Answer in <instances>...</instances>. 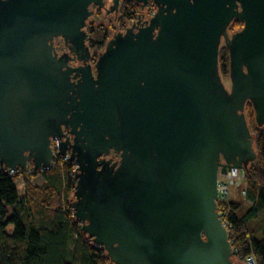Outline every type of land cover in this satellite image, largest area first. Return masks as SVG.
<instances>
[{
  "label": "water",
  "instance_id": "water-1",
  "mask_svg": "<svg viewBox=\"0 0 264 264\" xmlns=\"http://www.w3.org/2000/svg\"><path fill=\"white\" fill-rule=\"evenodd\" d=\"M129 1L157 11L93 72L84 28L102 0H0V165L46 170L56 138L76 165L73 216L112 264H234L217 176L256 158L244 109L264 126V0Z\"/></svg>",
  "mask_w": 264,
  "mask_h": 264
},
{
  "label": "trees",
  "instance_id": "trees-1",
  "mask_svg": "<svg viewBox=\"0 0 264 264\" xmlns=\"http://www.w3.org/2000/svg\"><path fill=\"white\" fill-rule=\"evenodd\" d=\"M240 27L233 21L228 32ZM218 70L222 79L228 78L224 45L219 48ZM244 112L256 152L255 160L244 169L248 208H242L243 202H229L218 204L217 211H224L222 219L228 223V241L237 263L253 255L256 264H264V228L257 239L249 225L264 209V126H255L250 103ZM59 160L49 169L31 174L8 177L0 171V264H112L74 218V163ZM20 177L25 182L21 196L15 187ZM36 177H40L39 185L31 183Z\"/></svg>",
  "mask_w": 264,
  "mask_h": 264
},
{
  "label": "flooded vegetation",
  "instance_id": "flooded-vegetation-1",
  "mask_svg": "<svg viewBox=\"0 0 264 264\" xmlns=\"http://www.w3.org/2000/svg\"><path fill=\"white\" fill-rule=\"evenodd\" d=\"M102 2V8H98L95 5L90 6L89 10L92 12V15L86 21V26L84 28L86 34L85 46L88 49L90 56L86 65H89L93 72L98 56L105 51L110 40L115 36L124 35L130 28H133V31L135 32L136 28L145 27L147 21L157 11V8L151 1L142 5L134 1L119 0L115 8H113V0H102ZM130 16H136V18L134 20L128 19ZM241 28L242 24L237 31ZM235 32L230 33L233 34ZM53 43L58 57L63 54L68 55L70 59L68 60L67 65L69 67L82 68L84 66L82 61H78L76 57L69 53L61 39H54ZM77 80L78 78L71 79V82L76 83ZM67 137L68 135L65 132L64 138ZM70 139L72 138L70 137ZM114 156H116L117 159H114ZM110 158L113 161L118 160V156L115 155V153H111Z\"/></svg>",
  "mask_w": 264,
  "mask_h": 264
},
{
  "label": "built area",
  "instance_id": "built-area-1",
  "mask_svg": "<svg viewBox=\"0 0 264 264\" xmlns=\"http://www.w3.org/2000/svg\"><path fill=\"white\" fill-rule=\"evenodd\" d=\"M58 142L59 141L56 138H53L50 143V149L53 155V160L51 162L50 167L54 165L57 160L60 162L59 158H61L63 161L68 160V156L64 158V157H61V155L59 154ZM75 169H76V165H74L73 172L76 171ZM0 171L8 177L22 175L23 173L31 174L32 172H34L33 166L29 163L26 165L24 169L16 168L15 170H10L0 165ZM244 186H245L244 169L230 168L229 171H226V173L223 175L218 172L216 210H217L218 204L228 205L229 202H238V199H236L237 191H239L238 198H241L243 202L247 203L245 201L246 192L244 190ZM222 207H225V206H222ZM217 213L219 215V218L221 220L223 227L226 229V232H228V229H227L228 223L222 219V215L224 214V211L221 213L217 211ZM227 238H228V234H227ZM233 257H234V254L232 251L231 259H234ZM242 264H256L253 255H248L244 259Z\"/></svg>",
  "mask_w": 264,
  "mask_h": 264
},
{
  "label": "rangeland",
  "instance_id": "rangeland-1",
  "mask_svg": "<svg viewBox=\"0 0 264 264\" xmlns=\"http://www.w3.org/2000/svg\"><path fill=\"white\" fill-rule=\"evenodd\" d=\"M112 19V18H111ZM228 35H229V37L232 35L230 32H228ZM224 44H223V41H221V44H220V47L221 46H223ZM221 81H222V83H223V85H224V88L227 90V91H229L230 90V81H229V78H227V79H222L221 78ZM245 113V112H244ZM255 126H256V124H255ZM257 127V126H256ZM257 128H259V127H257ZM251 133V132H250ZM252 135V134H251ZM31 183L33 184V185H39L40 183H41V180H40V177H36V178H34L33 180H31ZM24 184H25V182H24V180H23V178L22 177H20L17 181H16V183H15V187H16V191H17V194L19 195V196H21L22 194H23V191H24ZM239 191H237L236 192V199H238V202L242 205L243 203V205H242V208L243 209H246V208H248V204L247 203H245V202H243L242 200H241V198H238V195H239V193H238ZM243 202V203H242ZM249 225H250V227L252 228V229H254V236H255V238H260L261 237V231H262V229L264 228V209L263 210H261L259 213H258V215H257V217L255 218V219H253V220H251L250 222H249ZM11 231V229H8V232H10ZM231 260H233V262H234V264H237V261H236V259L234 258V259H231Z\"/></svg>",
  "mask_w": 264,
  "mask_h": 264
}]
</instances>
